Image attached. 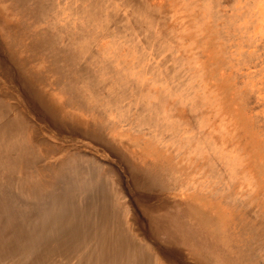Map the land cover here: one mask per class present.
Here are the masks:
<instances>
[{"label": "rangeland", "instance_id": "374dc122", "mask_svg": "<svg viewBox=\"0 0 264 264\" xmlns=\"http://www.w3.org/2000/svg\"><path fill=\"white\" fill-rule=\"evenodd\" d=\"M0 160V264H87L39 220L108 186L141 259L264 264V0H0Z\"/></svg>", "mask_w": 264, "mask_h": 264}, {"label": "bare ground", "instance_id": "6f19581e", "mask_svg": "<svg viewBox=\"0 0 264 264\" xmlns=\"http://www.w3.org/2000/svg\"><path fill=\"white\" fill-rule=\"evenodd\" d=\"M124 1H126V0H124ZM128 1V0H127ZM132 2V1H131ZM146 2V1H145ZM128 3V2H127ZM130 3V2H129ZM147 3V2H146ZM212 4V3H211ZM133 5V4H132ZM134 5H136V4H134ZM213 5V4H212ZM128 6V5H127ZM135 7H137V6H135ZM160 7V6H159ZM140 8V7H139ZM154 8H156V7H154ZM215 8V7H214ZM162 9V8H161ZM138 10H140V9H138ZM137 10V11H138ZM144 10V9H143ZM142 11V9L140 10V12ZM153 11V10H152ZM157 11V10H156ZM216 11V10H215ZM214 11V12H215ZM44 12V11H43ZM43 12H40V14L41 15H45V14H43ZM143 12V11H142ZM163 12V11H162ZM214 12H212V13H214ZM144 13V12H143ZM160 13H161V11H160ZM166 13V12H165ZM134 14V13H133ZM215 14V13H214ZM127 15H129V14H127ZM161 17V16H160ZM165 16H163V18H164ZM216 17V16H215ZM145 18H147V17H145ZM153 18V17H152ZM152 18H149V19H152ZM157 19H159V18H157ZM162 19V18H161ZM131 20V19H130ZM153 20H154V18H153ZM167 22V21H166ZM132 23V22H131ZM137 23V22H136ZM160 22H158V24H159ZM214 23V22H213ZM133 24V23H132ZM143 25V24H142ZM219 25V24H218ZM135 26V24L133 25V27ZM137 26V25H136ZM144 26V25H143ZM139 29H137L138 31H140V24H139V26H137ZM145 27H147L146 25H145ZM145 27H144V29L143 30H145ZM149 27V26H148ZM213 27H214V25H213ZM135 28V27H134ZM159 28V27H158ZM167 28H169V27H167ZM151 29V27L149 28V30ZM164 29H165V26H164ZM221 29V28H220ZM136 30V31H137ZM142 30V31H143ZM167 30V29H166ZM170 30V29H169ZM181 29L179 28V31H180ZM214 31V30H213ZM146 32V31H145ZM167 32V31H166ZM169 32V31H168ZM175 32V31H174ZM224 32V31H223ZM140 33V32H139ZM169 33H171V31L169 32ZM169 33H167V34H169ZM215 33V32H214ZM218 34H219V32H217ZM85 34V33H84ZM87 34V33H86ZM142 34V33H141ZM146 34V33H145ZM145 34H143V35H145ZM161 34V33H160ZM165 34V33H164ZM162 35V36H165V35ZM213 34V33H212ZM142 35V36H143ZM150 36H151V34H149ZM174 35V34H173ZM81 36V35H80ZM85 37H86V35H84ZM148 36V35H147ZM160 36V35H159ZM221 36H222V34H221ZM221 36H220V38H221ZM146 37V36H145ZM149 37V36H148ZM156 37V36H155ZM169 37V36H168ZM175 38V37H174ZM173 38V39H174ZM88 39V38H87ZM91 39V38H90ZM147 39H149V38H147ZM172 39V38H171ZM224 39V38H223ZM50 40V39H49ZM89 40V39H88ZM144 40V39H143ZM166 40V39H165ZM225 40V39H224ZM76 41V40H75ZM170 41V40H169ZM55 41H53V43H54ZM174 42H175V39H174ZM178 42V41H177ZM176 42V43H177ZM33 43V42H32ZM34 43H36V42H34ZM51 44H52V42H50ZM57 43V42H56ZM147 43V42H146ZM154 44V43H153ZM85 45V44H84ZM92 45V44H91ZM160 45V44H159ZM11 46V45H10ZM41 46V45H40ZM153 46H155V45H153ZM259 46V45H258ZM12 47V46H11ZM39 47V46H38ZM4 48V47H3ZM177 48V47H176ZM42 50L44 49V48H41ZM94 49V48H93ZM92 49V50H93ZM174 49V48H173ZM225 49V48H224ZM4 50V49H3ZM40 50V49H39ZM96 51V50H95ZM160 51V50H159ZM48 52V51H47ZM174 52V51H173ZM41 53V52H40ZM46 53V52H45ZM42 54V53H41ZM94 54V53H93ZM47 55V54H46ZM45 55V56H46ZM95 55V54H94ZM97 56V55H96ZM59 57V56H58ZM57 57V58H58ZM178 58H180L179 56H178ZM182 59V58H181ZM53 61H54V59H52ZM175 60V59H174ZM52 61V62H53ZM163 61V60H162ZM177 62V61H176ZM57 64V63H56ZM108 64V63H107ZM107 66V65H106ZM168 66V65H167ZM178 66H179V64H178ZM108 67V66H107ZM110 67V66H109ZM112 67V66H111ZM104 70V69H103ZM108 70H110V69H107V73H108ZM111 70H112V68H111ZM119 70H117V72H118ZM16 72V71H15ZM110 72H112V71H110ZM17 73V72H16ZM122 73V72H121ZM104 74H105V72H104ZM113 74H114V72H113ZM118 74V73H117ZM12 75V74H11ZM17 75H18V73H17ZM20 75V74H19ZM18 75V76H19ZM122 75H124V74H122ZM16 76V75H15ZM17 76V77H18ZM119 76H120V78H121V74L119 73ZM12 77H13V75H12ZM126 77V76H125ZM12 79V78H11ZM17 79V78H16ZM19 79L20 80H22V78H20L19 77ZM124 78H122L121 80H123ZM101 81V80H100ZM21 82H23V81H19L18 83L19 84H21ZM123 82V81H122ZM125 84V83H124ZM24 84L22 83V85H21V87L23 86ZM116 85H118V84H116ZM120 85V84H119ZM114 86V85H113ZM26 87H27V85H26ZM116 87V86H115ZM118 88V87H117ZM26 89V88H25ZM120 89V88H119ZM26 91V90H25ZM24 91V93H26ZM31 91V90H30ZM125 91V90H124ZM123 91V92H124ZM22 93H23V91H22ZM29 93H31V92H29ZM33 94V93H32ZM25 95V94H24ZM29 95H31V94H29ZM140 97V96H139ZM28 99H29V96H28ZM80 100H82V99H80ZM95 100V99H94ZM30 102H31V100H30ZM33 102V101H32ZM134 102V101H133ZM33 104H34V102H33ZM32 104V105H33ZM119 104V103H118ZM37 105V104H36ZM111 106H112V104H111ZM151 106V105H150ZM38 107V106H37ZM39 108H41V107H39ZM2 110V109H1ZM40 111H41V109H40ZM37 113V112H36ZM11 115V114H10ZM41 116V115H40ZM45 116V115H44ZM4 117V116H3ZM47 117V116H46ZM46 117H44V119L46 118ZM4 119V118H3ZM146 119V118H145ZM45 120H47L48 121V119H45ZM152 120V119H151ZM22 121V120H21ZM149 123V122H148ZM194 123H195V121H194ZM49 124H50V122H49ZM51 124H52V122H51ZM150 124V123H149ZM25 126V125H24ZM51 126H53V125H51ZM91 126V125H90ZM89 126V127H90ZM139 126V125H138ZM55 128V127H54ZM24 129V128H23ZM61 130H62V128H61ZM14 131V130H13ZM84 131V130H83ZM21 132V131H20ZM55 132V131H54ZM22 133V132H21ZM20 133V134H21ZM75 133H77L76 131H75ZM80 133V132H79ZM196 133V132H195ZM194 133V134H195ZM78 134V133H77ZM18 135H19V133H18ZM20 136V135H19ZM83 137V136H82ZM18 138V137H17ZM85 138V137H84ZM16 139V138H15ZM91 142H93L92 140H91ZM94 143V142H93ZM99 143V142H98ZM97 143V144H98ZM95 144V143H94ZM100 144V143H99ZM98 144V145H99ZM8 145H11V144H8ZM102 146V145H101ZM107 146V145H106ZM5 147V146H4ZM97 147V146H96ZM104 148H105V146H104ZM6 149V148H5ZM21 149V148H20ZM111 148H109V150H110ZM16 150V149H15ZM24 150V149H23ZM112 155V154H111ZM117 156H118V154H117ZM116 159V158H115ZM119 160V159H118ZM1 161V160H0ZM6 161H8V160H6ZM93 161V160H92ZM122 161H124V160H122ZM122 161H120V162H122ZM222 161L225 163V165L226 166H228V167H230V168H236L237 166H238V163L240 162V160H239V158L237 157V156H234V155H229L228 153H224L223 155H222ZM217 165V164H216ZM81 166V165H80ZM80 166H79V168H80ZM84 166V165H83ZM3 167H4V165H3ZM77 168V167H76ZM78 168V169H79ZM93 168V167H92ZM86 169V171L87 170H90V172H88L89 173V178H88V175L86 174V176H83V177H77V179H75V184L74 183H72V182H70V184H69V186H71L72 188L73 187H76V186H78V188H80V189H82V192L83 193H85V192H87L88 190H90L91 188H93V187H95V185L97 184V183H100L99 181H101L102 180V178H100L101 180H99V175H97L95 172H92V171H94V168L93 169ZM114 168V167H113ZM81 169V168H80ZM68 170V169H67ZM75 170V169H74ZM66 171V170H65ZM75 172V171H74ZM114 172H115V170H114ZM118 172V171H117ZM129 172V171H128ZM132 172V171H131ZM67 173V172H66ZM92 173H95V174H92ZM108 174V173H107ZM117 174V173H116ZM135 174V173H134ZM68 175V174H67ZM67 175H64V176H66L67 177ZM71 175V174H70ZM118 175H120V174H118ZM82 176V175H81ZM99 176V177H98ZM135 176L136 175H134V177L133 178H135ZM121 177V176H120ZM244 177V176H243ZM246 178H244V179H246L248 182V184H247V187H250V188H252V184L250 183V180H248L249 178L247 177V176H245ZM68 178V177H67ZM73 178V177H72ZM71 178V179H72ZM138 178H139V176H138ZM170 178H173V177H170ZM130 180H131V178H130ZM142 180V179H141ZM141 180L139 181V183L141 182ZM144 180H145V178H144ZM144 180H142V182L144 181ZM65 181V180H64ZM103 181V180H102ZM146 181V180H145ZM133 182V181H132ZM102 183H104V182H102ZM136 183V182H135ZM138 183V182H137ZM138 183V184H139ZM144 183V182H143ZM27 184H28V182H27ZM107 184V183H106ZM133 184H134V182H133ZM137 184V185H138ZM29 185V184H28ZM76 185V186H75ZM102 185V184H101ZM101 185L99 186V187H101ZM136 185V186H137ZM145 185V184H144ZM143 184H142V186H144ZM147 185V184H146ZM145 185V186H146ZM103 186V185H102ZM104 186H105V183H104ZM139 186V185H138ZM140 186H141V184H140ZM139 186V187H140ZM144 186V187H145ZM149 186H150V184H149ZM52 187V186H51ZM57 187V186H56ZM5 188V187H4ZM62 188V187H61ZM60 188V189H61ZM71 188V189H72ZM97 188H98V186H97ZM108 188H109V186H108ZM108 188L106 187V189L108 190ZM146 188H148V187H146ZM8 189V188H7ZM74 190H75V188H73ZM100 190L102 189V187L101 188H99ZM104 187H103V189L101 190L102 191V193H101V197H99L98 198V200H97V205H96V207L94 208V209H96L93 213H92V206L90 205V206H87L86 204V207H81L80 205V207L78 206V204H77V206L80 208H78L77 206H76V203H75V201H74V204H75V206L77 207V209L76 208H74V209H76L77 211H73L70 215H68V213L66 214V211H67V207H66V203H67V200H69V199H67V200H60L61 198H59V202H57V200H56V202L54 201V203L53 204H51V206H50V208L52 207V209H50L49 207H47L46 209H47V211L44 209V211H42V212H44V214L41 216V218H40V227H48V229L49 230H51V231H55V232H57V234H61V233H63V232H65L66 233V236H67V233H68V235H72L71 236V238H68L67 239V241L69 240V242L68 243H70V241L71 242H73L74 244L73 245H77L78 246V248L77 249H79V248H82L84 245H86V244H88L89 243V245H91L92 244V246H91V248H90V250L89 251H87L86 252V256L85 255H83L84 257H87L88 256V260H86V262H87V264H155L154 263V261H152L151 259L152 258H150V257H148L149 255H145L144 257H143V259H141V257H140V255H144V254H142V252H143V247L141 246L143 243H136V242H134L135 240L134 239H132V238H130L131 236H129V235H127V234H125L124 233V231H126V229L124 228L125 227V225H124V230H123V228L122 227H120V223L118 222L119 220L116 218L115 219V213H110V216L113 218H111L110 216H108L107 215V213L109 212V209L111 208V205H110V195H107V193H108V191L106 190ZM142 189V188H141ZM44 192H45V190H46V192H47V189L45 188V190L44 189H42ZM64 190V189H63ZM62 190V191H63ZM93 190V189H92ZM39 191V190H38ZM42 191V192H43ZM33 192V191H32ZM41 192V191H40ZM45 192V193H46ZM51 192V191H50ZM52 192H54L53 190H52ZM64 192V191H63ZM68 192V191H67ZM74 192V191H73ZM76 192V191H75ZM92 192V191H91ZM90 192V193H91ZM94 192V191H93ZM39 194V193H38ZM44 193H41L40 195H43ZM48 194V193H47ZM99 194V193H98ZM108 194H110V192L108 193ZM35 195H37V189H36V194ZM59 195H60V193H59ZM61 195H64V194H62L61 193ZM89 195V194H88ZM100 195V194H99ZM98 195V196H99ZM44 196H46V195H44ZM89 196H92V194L91 195H89ZM93 196H95V195H93ZM109 196V197H108ZM48 196H46V198H47ZM56 197H57V195H56ZM59 197V196H58ZM64 197V196H63ZM68 197V196H67ZM66 197V198H67ZM81 197V196H80ZM86 197H88V196H86ZM86 197H85V200H87L86 199ZM23 198V197H22ZM32 198H33V196H32ZM52 198H53V196H52ZM51 198V199H52ZM55 198V197H54ZM69 198V197H68ZM83 198V197H82ZM91 198V197H90ZM115 198V197H114ZM17 199V198H16ZM36 199H38V200H40L41 198H40V196L38 197V195H37V197L35 196L32 200H36ZM43 199V198H42ZM56 199H58V198H56ZM84 199V198H83ZM110 199V200H109ZM43 200H45V198L43 199ZM54 200V199H53ZM70 200H72V199H70ZM80 200V199H79ZM82 200V199H81ZM94 200H95V198H94ZM46 201V200H45ZM109 201V202H108ZM113 201H114V199H113ZM20 202H22V201H20ZM27 202V201H26ZM52 202V201H51ZM73 202V201H72ZM83 202H85V201H83ZM82 201L80 202V204L81 203H83ZM94 201H93V198H92V201H91V203H93ZM17 203V202H16ZM32 203V202H31ZM36 203H41V201H36ZM35 203V204H36ZM43 203V202H42ZM88 203V202H87ZM13 204H15V203H13ZM25 204V203H24ZM30 204V203H29ZM70 204H72V205H70L71 207H74V205H73V203H71L70 202ZM99 204V205H98ZM37 205V204H36ZM42 205H44V203L42 204ZM41 205V206H42ZM46 205V204H45ZM82 205V204H81ZM84 205V206H85ZM95 206V205H94ZM109 206V207H108ZM113 206V205H112ZM46 207V206H45ZM30 208V207H29ZM29 208H28V211H29ZM113 208V207H112ZM15 209V208H14ZM31 209V208H30ZM116 209V208H115ZM22 210V209H21ZM42 210V209H41ZM23 211H25V210H23ZM22 211V212H23ZM32 211V210H31ZM69 211V210H68ZM118 211V210H117ZM37 212V211H36ZM70 212V211H69ZM29 213V212H28ZM79 213H81V216L79 215ZM27 214V213H26ZM25 215V214H24ZM119 216V215H118ZM40 217V216H39ZM110 218H111V220H110ZM120 219V218H119ZM155 219V218H154ZM36 220V219H35ZM51 220V221H50ZM111 221V223H109L110 221ZM121 220V219H120ZM31 221V220H30ZM123 221V220H122ZM32 222V221H31ZM29 223V222H28ZM39 223V222H38ZM31 224V223H30ZM122 224H123V222H122ZM153 224V223H152ZM155 224V223H154ZM157 224H159V226H160V224H162V223H157ZM155 225L156 226V228L157 229H159L158 228V225ZM39 227V226H38ZM38 227H34V228H38ZM40 227H39V229H40ZM167 228L165 229V227H164V225H163V229L165 230V232H168L167 230H168V226H166ZM45 228V233L46 232H48V231H46V230H48V229H46ZM155 228V227H154ZM154 228H152V229H154ZM3 229V228H2ZM39 229L38 230H36L37 232L39 231ZM44 229V228H43ZM43 229H40V230H43ZM29 230H30V228H29ZM32 230H30V232H31ZM44 231H43V236L45 235V237H46V239L48 238V241L49 240H52V236H51V234H53V233H49L48 232V234L46 233V234H44ZM162 231V230H161ZM23 232V231H22ZM21 232V233H22ZM25 232V231H24ZM23 232V233H24ZM29 232V231H28ZM28 232H25V233H28ZM127 232V231H126ZM156 232V231H155ZM20 233V234H21ZM25 233H24V235H25ZM35 233V232H34ZM42 232H38L37 234H41ZM65 233L63 234V235H65ZM32 233H30V235H31ZM36 234V235H37ZM56 234V235H57ZM164 234L165 233H163V236H164ZM170 234V233H169ZM24 235H22V236H24ZM160 235V234H159ZM162 235V234H161ZM20 236V235H19ZM38 236V235H37ZM40 236V235H39ZM38 236V237H39ZM59 236V235H58ZM163 236H161V238L163 237ZM167 236V235H166ZM61 237H63V236H61ZM25 238V237H24ZM34 236L32 237V238H30V241H29V243H31L32 241H34ZM57 238V237H56ZM166 238V237H165ZM162 239H164V237L162 238ZM178 239V238H177ZM41 240H43V238L41 239ZM24 241V240H23ZM47 241V240H46ZM47 241V242H48ZM66 241V242H67ZM160 241H162V240H160ZM35 242H38V240L37 241H35ZM44 242V241H43ZM54 242L56 243L57 242V240L55 241L54 240ZM59 243H60V241H58ZM57 242V243H58ZM65 242V241H64ZM171 242V241H170ZM91 243V244H90ZM164 243V242H163ZM36 244H38V243H36ZM44 244H46V242L44 243ZM49 244V243H48ZM51 244H53V242L51 243ZM165 244H167V243H165ZM21 245V244H20ZM26 245H29L27 242H26ZM31 245V244H30ZM43 245V244H42ZM41 245V246H42ZM55 244H53V246H54ZM170 245V244H169ZM173 245V244H172ZM11 246V245H10ZM144 246V245H143ZM32 247V246H31ZM35 247H36V245H35ZM60 247V246H59ZM72 247V246H71ZM21 248V247H20ZM23 248V247H22ZM47 248V247H46ZM62 248V247H61ZM70 248V247H69ZM68 248V249H69ZM74 248V250H75V247H73ZM72 248V249H73ZM24 249V248H23ZM50 249V248H49ZM76 249V251H78ZM4 250V249H3ZM25 250V249H24ZM35 250H36V248H35ZM56 250V249H55ZM67 250V249H66ZM70 250V249H69ZM80 250V249H79ZM87 250V249H86ZM85 250V251H86ZM145 250V249H144ZM6 251V250H5ZM29 251V250H28ZM27 251V252H28ZM33 251V250H32ZM43 251H46V250H43ZM49 252H50V250H48ZM47 251V252H48ZM61 251V250H60ZM85 251H84V253H85ZM19 252V251H18ZM24 252V251H23ZM54 251H53V249H52V252H51V254L53 253ZM56 252V251H55ZM72 252V251H71ZM146 252V251H145ZM4 253V252H3ZM15 253V252H14ZM13 253V254H14ZM17 253V252H16ZM20 253V252H19ZM63 253V252H62ZM67 253V252H66ZM141 253V254H140ZM18 254V253H17ZM32 254V253H31ZM49 254V253H48ZM65 254V253H64ZM68 254V253H67ZM71 254V253H70ZM146 254V253H145ZM149 254V253H148ZM2 255V254H1ZM0 255V256H1ZM20 255V254H19ZM50 255V254H49ZM73 255V254H72ZM71 255V256H72ZM75 255V254H74ZM69 255H67V257H68ZM151 256V255H150ZM6 257V256H5ZM7 257H9V256H7ZM17 257V256H16ZM50 257H51V255H50ZM73 257V256H72ZM83 257V258H84ZM153 257V256H152ZM144 258L146 259V260H144ZM150 258V259H149ZM29 259V258H28ZM67 258H65V262L68 260H66ZM76 260V259H75ZM152 262H151V261ZM14 261V260H13ZM85 261V260H84ZM83 261V262H84ZM82 262V261H81ZM58 264V263H57ZM65 264V263H64ZM77 264V263H76ZM84 264V263H83Z\"/></svg>", "mask_w": 264, "mask_h": 264}]
</instances>
